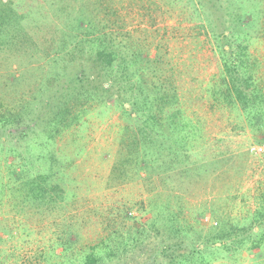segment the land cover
Instances as JSON below:
<instances>
[{
    "label": "rangeland",
    "instance_id": "1",
    "mask_svg": "<svg viewBox=\"0 0 264 264\" xmlns=\"http://www.w3.org/2000/svg\"><path fill=\"white\" fill-rule=\"evenodd\" d=\"M199 2L18 0V5L32 11L23 27L16 33L11 28L10 37L0 44V167L13 161L35 173L53 167V179L63 186L65 198L57 207L17 211L7 198H0V264H80L86 248L103 242L111 233L141 241L135 253L113 261H148L151 248L167 240L157 229L149 230L158 210L153 204L174 212L180 208L191 219L189 212L199 202L216 200L215 206L227 217L249 223L264 200V150H252L264 146V131L251 127L240 104L226 102L220 85L215 35L231 24L230 1L210 0L216 7L207 15ZM83 14L84 20L80 18ZM207 18L214 20L213 30ZM93 24L90 38L86 32ZM250 31L253 77L264 86V34L254 28ZM71 35L86 40L85 50L80 55L77 52L76 59L70 53L73 45L55 50ZM105 38L120 49L142 51L153 62L135 65L138 71L129 80L111 79L97 74L98 69L94 78L89 42ZM159 80L176 87L194 125L189 141L173 144L180 150L176 164L196 166L190 182L169 180L159 168L167 166L165 159L152 172L124 163L113 173L121 144L129 143L125 129L138 126L146 115H163L156 103L150 106L139 101ZM76 86L98 95L95 100L86 101L84 96L77 101V92L66 95ZM101 86L110 91L101 92ZM152 97L154 94L149 100ZM1 101L28 111L11 134L1 124V116L11 114L4 111ZM57 105L63 107L57 111ZM55 115L61 120L58 130L50 124ZM52 132L55 135L50 137ZM12 146L15 151L10 150ZM154 194L160 195L152 197ZM209 219L207 215L202 224L206 226ZM65 242L69 248L64 247ZM253 257L244 250L238 264ZM209 264L234 263L224 257Z\"/></svg>",
    "mask_w": 264,
    "mask_h": 264
},
{
    "label": "trees",
    "instance_id": "2",
    "mask_svg": "<svg viewBox=\"0 0 264 264\" xmlns=\"http://www.w3.org/2000/svg\"><path fill=\"white\" fill-rule=\"evenodd\" d=\"M209 1L200 0L199 2L200 8L206 15L207 11L216 7ZM229 1L231 24L228 26V30L230 34H227L228 30H224L215 35L220 53L217 62L218 70L221 73L220 85L224 89L222 92L226 102L240 104L248 114L251 127L255 131L263 133L264 86H260V82L253 77L249 41L252 39L250 31L252 28L264 34V0ZM31 11L24 9L20 4L18 5V0H0V44L2 42L4 44V39L10 37L9 30L11 28L16 33L23 27L24 21L29 18ZM80 18L84 20L86 16L83 14ZM207 19L213 30L214 20ZM89 30L90 28L87 29L86 34L90 33V38H92L94 24ZM85 41L76 40L71 35L64 38V41H61V46H56L55 50L60 52V50H67L69 45H73L70 53L75 58L77 52L80 55L81 50H85ZM89 43V58L92 60L90 71L94 78H96L94 73L98 69L97 74H105L111 79L121 77L129 80V77L138 71L135 69V65L144 61L146 64L153 62V59H146V56L142 55V51L134 52L130 47L120 49L113 41L110 43L107 38ZM225 43L228 44V47L224 46ZM83 74L87 77L90 76L86 73ZM73 78L76 79V76ZM80 78L82 77L80 76ZM14 79L13 77L11 80ZM148 88L151 92L145 97L147 102L145 98L139 101L144 105L149 103L150 106L156 103L160 109V115H163L159 116L156 113L146 115L141 124L125 129L124 134L129 143L121 144L113 173L119 172V168L124 163H131L133 166H137V169H143L147 173L152 172L155 171L156 165L163 164L162 159H165L168 160L165 161L167 166H159V168L168 175L169 180L179 178L182 182H190L194 180L196 166L176 164L180 150L174 148L173 144H182L190 140L191 131L194 130L192 119L186 115L180 95L170 81L159 80L158 83L154 82ZM101 89V92L104 93L110 91V88L105 86H101ZM142 91H145V88ZM76 92L77 101H80L79 99L84 96L86 101L95 100L98 95L87 88L79 89L78 86L70 87L66 95ZM153 94L154 97L149 100ZM1 107L4 108V111L11 113L6 117L1 116V121H4L1 124L3 127L6 125L4 129L8 134H11L16 126L22 123V118L28 115V111L25 113V108L16 109L12 102L6 104L1 101ZM62 107L63 105H57V111ZM60 121L59 115H55L54 120H50L52 128L56 127L58 130L57 127L61 125ZM54 135L52 132L50 137ZM262 138L264 139V135ZM4 139L5 137H2L3 141ZM139 143L142 146H139ZM3 149L1 147V150ZM10 150L15 151L14 146ZM178 163L181 162L178 161ZM50 170L49 172L35 173L32 168L16 164L14 161L1 163V201L7 198L14 211L35 207L39 210L49 206L57 207L65 198V190L59 181L53 179L56 173L54 168L52 167ZM182 187L180 190H183ZM159 195L154 194L152 197ZM213 201L216 202V200L207 199L199 202L200 206L196 205L189 212L192 216L191 219H188V216L180 208L174 212L167 210V207L160 206L161 208H159V205L153 204L158 210L151 218L149 230L157 229L166 236L167 240L159 246L151 248V256L148 261L137 264H209L211 261L224 257H229L234 264H238L244 250L253 253L254 257L243 264H264V200L261 206L252 212L248 224L238 223L227 217L223 213L224 210L215 206ZM207 215L210 216V219L204 226L202 221ZM1 231L11 232L7 228H2ZM143 231H146V228H143ZM140 242L138 237L130 238L127 235L123 237L111 233L103 242L86 248L79 258L80 264H120L113 260L120 258V255L135 253V248ZM66 243L69 242L63 243L64 247L69 248L70 246ZM152 257L155 259L150 261ZM132 259L135 260V258Z\"/></svg>",
    "mask_w": 264,
    "mask_h": 264
},
{
    "label": "built area",
    "instance_id": "3",
    "mask_svg": "<svg viewBox=\"0 0 264 264\" xmlns=\"http://www.w3.org/2000/svg\"><path fill=\"white\" fill-rule=\"evenodd\" d=\"M252 150L255 152H262L264 150V146H254L252 147Z\"/></svg>",
    "mask_w": 264,
    "mask_h": 264
}]
</instances>
